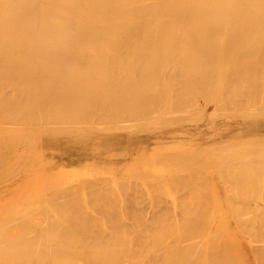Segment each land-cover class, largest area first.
I'll return each instance as SVG.
<instances>
[{
  "label": "bare ground",
  "instance_id": "1",
  "mask_svg": "<svg viewBox=\"0 0 264 264\" xmlns=\"http://www.w3.org/2000/svg\"><path fill=\"white\" fill-rule=\"evenodd\" d=\"M230 120L235 122H230ZM235 128L238 129L237 133L241 132L242 135L252 134V141L264 139V0H0V157L2 158L5 155L2 154L8 150L10 151L11 148L16 150L21 146L18 148L20 151L16 152L10 159L7 158L5 161L1 159L0 166L3 163L7 169L13 158L17 156L23 155L24 158H28L24 154L25 151L33 150L35 147H55L60 148V151L62 149V153L48 151L49 161L44 163L45 167L38 168L36 166L38 168L35 167L36 170H33L31 166H28V169L26 168L24 179L26 180L28 177V180H31L27 181V188L31 184L30 188L40 189L38 188V181L36 185L34 184L35 181L34 183L32 182L36 179L35 177L49 172L50 169L58 165L61 167V164H74L81 160H86L88 163H84L88 165L89 169L100 165L115 166L124 155H127V157L129 155L132 159L135 152L143 150L144 145L157 143V145L161 144V146L165 144L181 146L186 140L191 138L209 140ZM237 143H243L241 148L244 146L248 148V145L246 143L245 145L244 142ZM230 146L227 149L231 148L230 150H232L233 145ZM239 147L238 149H240ZM235 149L231 151L235 150L233 153L228 152V156L231 155L229 157L223 156L224 151L220 155L218 154L219 152L215 154L214 152L216 151L208 150L201 151V155L191 152L184 153L183 151H179L176 154L177 150L174 154L170 150L166 155L167 152L163 153L165 150L167 151L165 149L162 150L163 152L155 153L153 162L158 161L160 164L163 163L168 168L176 169L181 173L186 169L187 164L192 163H197L198 167L206 168L210 166L217 169L220 174L222 171H227L231 175V171L235 169L236 171H233L235 173L231 177H236V179L238 177L237 181L244 177L243 183L246 186L241 185L243 183L240 184V182L234 181L233 178H231L233 184H231V180L230 183L228 180V183L232 189H235L233 185H236L237 191L242 187L243 190L240 189L239 197L243 200L242 198L245 194L243 191L248 185L245 180L250 172L245 176L243 172L240 174L237 167L239 163L243 162L244 154L251 153L255 148H252L251 151L249 150L251 147H249L248 151L244 148L246 152H242L243 150H240V152L237 148ZM236 152L244 154L236 157ZM262 152H260L262 158H256V161L254 160L255 158L252 159L250 156L251 159L255 163L264 162L261 160L264 159V153ZM256 154L258 155V153ZM118 157L121 158L118 159ZM250 160L248 159L247 161ZM19 161L21 163L22 160ZM27 161L25 163L24 160L23 164L27 165L28 163L30 165ZM158 162L157 164H159ZM244 162L246 164V161ZM120 163H122V160ZM255 163L256 167H254L256 169L258 165ZM126 165H130L131 168L127 167V170H125L124 167ZM133 166L138 167L134 162L122 164V166L118 167H121L119 168L120 170L123 167V170L117 171L119 175H128L130 173L133 178L137 175L136 173L142 170L141 168H144L139 167L140 170L137 172ZM239 166L241 165L239 164ZM249 166L250 168H247L250 170L253 165ZM260 166L264 167L262 164ZM159 167L161 168H158V171L160 170L159 172H161L160 175L164 176L162 175V167L164 166ZM14 168L16 169V166ZM144 169L146 170V168ZM154 169L157 170L156 167ZM243 169L245 170V167ZM257 169L259 171V168ZM148 170L147 172L142 170V173L145 172L144 175L147 177L149 175L150 177L153 173L152 170L150 172ZM158 171H155V173L157 174ZM165 171L166 174H170L167 169ZM201 171L203 170H198L196 173L190 170L189 173L192 174L194 172L195 176H198L197 174L199 173L198 178H201L200 181H202L203 177L205 184L207 174L205 175ZM258 171L254 175H259ZM262 172H264V169H262ZM142 173H139L138 176ZM176 173L175 176L177 177L180 173ZM236 173L238 176H234V174L237 175ZM184 174V176H187L188 173ZM190 174L189 176L195 180L196 177L193 175L194 179ZM144 175L142 178L146 179L147 177L144 178ZM230 175H222V178H228ZM262 175L260 176L261 179L258 177L259 181L264 180ZM169 176L166 177L168 178ZM181 176L184 177L182 174ZM252 176L253 174H250V179ZM7 177H4V179H7ZM190 177H188L189 181ZM9 178L12 177L9 176L8 180ZM53 178L52 182L55 180ZM126 178L129 179L128 176ZM126 178L124 180H127ZM98 179V177L88 176L78 180L75 184H68L72 183V180L69 181L67 177H63L62 182L59 181V185H57L58 182L56 183V181L55 183H50L51 179H48L47 187H43L42 195L38 196V191L36 190L34 194H37V199L32 197L39 203L40 209L39 207L37 209L31 206L32 208L29 211L28 207V210H25L28 211V213L25 212L26 214L17 211V205L25 201H22V198L27 188L24 189L25 191L22 190V192L19 190L21 194L18 200L14 198L18 191H13L10 195L3 191V194L7 197L9 196V198L11 196L18 203L14 205V200L11 202V200H8L9 198L7 199V197L4 198L3 196L0 202L3 199H7L5 201L6 204L11 203L12 205L14 202V206H10L16 209L17 214H25L22 217L16 216V212H14L15 215L10 214L18 217L17 219L13 216L9 218H14L12 220L13 224L14 222L17 223L15 225L19 224L17 227L15 226L17 230L20 228L19 226L23 225L21 221L23 218H27L29 213V218L32 213H36V216L38 213L41 218L39 216L37 220L32 215L30 219L36 220L33 221L34 224L27 222L29 224L26 225L25 230H22L25 225L21 226V231L18 230L17 232L19 233L16 234H13L16 231L11 232L13 226L10 227L11 229L9 228L11 234H9L10 232L7 233V228V232L4 231L5 229L0 231V264H243L242 256L239 255L242 252L237 251L239 245L235 248L236 245L234 244L237 237L234 238L230 231L224 229L225 225L228 224L220 220L215 226L212 221L213 218L208 220V217H211L208 214L210 215V212H212L215 203L212 204L210 202L214 206H210L212 210L207 214V210L203 207L204 205L208 206L209 203L206 200V204L204 202L205 199L201 198V209L205 210L206 215L203 214L208 216L207 220L204 217L203 219L196 217L198 220L192 219L193 221H190L186 217L188 221L183 218L185 222H182L184 224L182 227L179 219H182V217L178 218L177 216L179 224L181 223V227L178 226L180 227L178 229L181 230L178 231L177 229V233L174 234L165 228V233L163 231H161L163 233L160 232L163 235L165 234L163 237L159 233L160 229L163 230V226H168H166L168 224L167 221L173 222L166 218L162 219L163 221L166 220L164 223H159L165 212L160 210L162 209L159 208L161 206L160 203L163 204V202L158 200V206L156 196V201L154 202H157V207L155 208L154 203L153 210L158 209L163 215L159 216V211L155 213V217H152V214L149 215L153 220H157L162 226L161 228L155 227V225L151 226L150 223L152 221L150 222V220L152 219L150 217V220L148 219L149 215L146 218L150 222L146 221L150 224L149 228H147L146 224L144 227L140 226L141 223L146 222H142L137 217V214L134 215L135 217L131 216L134 220L136 217L137 219L133 220L132 222L134 223L131 222L132 224L130 225V221H126L129 218L126 210L130 208L124 212L128 218L122 214L123 218L126 219L125 222L134 228L135 233L136 231L138 232L139 228V231L145 232L144 234H137V236L134 232L132 234L133 230L128 227L129 225L127 226V224L123 223L124 221L119 213L112 212V210H116L114 208L120 205H117V201L118 203L121 201L117 190L113 188L119 195L117 199L115 191L112 192L114 195L109 193L110 185L113 184V187H116L114 186L115 184L111 183L110 180L104 182L107 178H101L104 181ZM151 179H153L152 176ZM163 179L165 177H162V181ZM258 179H256V183H258ZM120 180L121 184L119 181L117 187L119 188V186L123 185V191L129 190L130 192V184L129 189L128 183H125L127 187H124L125 184L122 182L125 181L123 179ZM184 180L182 179L183 182ZM223 180L226 181L227 179ZM1 181L5 182V180ZM108 181L110 184L101 186L104 187V191L103 188L101 190V187L98 186L99 183L103 182V185H105ZM197 181L195 185L193 184L195 181H193L192 184L194 186H186L191 190L197 185ZM203 181L198 185L203 186ZM11 182H16V179L14 178ZM129 182L131 183V181ZM149 182L155 187L156 184L153 185V181L149 180ZM158 183L160 184V181ZM164 183L162 182L161 187L165 186H163ZM252 183H255V179ZM182 184L180 183V185ZM198 185L195 187L196 191ZM205 185L207 186V184ZM206 186L200 188L205 189ZM106 187H110L109 191L105 189ZM153 187L151 188L150 186L151 189L155 190ZM3 188L5 190L7 187ZM30 188L28 190H31ZM156 189L159 190V186L156 185ZM35 190L33 189V191ZM141 190L143 191V189H139V191ZM157 190L153 192H157ZM160 190L162 189L160 188ZM125 191V196H128ZM201 191L200 193L199 191L196 192L197 195L198 193L202 194L203 191ZM206 191L209 192V190L205 189L202 195H205ZM259 191L261 192L262 190ZM191 192L193 191L191 190ZM132 193V196L136 194L138 196L141 192L139 194L138 192L136 194ZM158 193L160 194V191ZM183 193L182 195H184ZM235 193L234 195H238V192ZM152 194L153 196L155 195V193ZM169 194L172 196L171 193ZM31 195L33 196V194ZM197 195H189L191 203L189 200L187 201L190 204L184 199L183 201L181 200L183 202L182 206L181 201H179L181 204L179 202L176 203L180 205V208L185 206L184 202L187 205L189 204V212L191 214V211L195 210L194 205H191L194 203L193 198L196 199H194L195 206L198 205L196 203L198 200L196 198ZM246 195H249V197L253 196L248 193ZM255 195L256 193L254 192V197ZM261 195H264V193H261ZM153 196L150 198H153ZM201 196L199 195L198 197ZM207 196L209 197V195ZM257 196L264 204V199H260L261 196L259 197L258 194ZM20 197L22 203L20 202ZM26 197L24 196L25 199ZM122 197L126 200L124 195ZM30 198L26 199L28 203L34 202ZM89 198L93 199L94 203ZM157 199L160 198L157 197ZM209 199L211 198L209 197ZM240 199H238V202ZM244 199L246 198L244 197ZM150 200L153 201L154 199ZM250 200L252 201L253 199ZM89 201H92L89 204L93 207L90 205L92 209L87 210L86 203ZM235 201L237 202V200ZM122 202L121 204L124 206L127 205L124 204V201ZM146 202L148 201L146 200ZM173 202L175 203V200ZM200 202H198L199 205ZM28 203L25 202L23 204H26L27 207ZM89 204L88 207L91 208ZM135 204L137 205V202ZM21 206L19 205L20 208H22ZM124 206L121 208L124 209ZM255 206L258 207L253 208L252 214L250 213L251 211L249 212L251 218L248 210L244 211L247 212L246 214H243L244 212H241L238 207L240 209L239 213L243 214V217L248 214L249 218L247 220L245 217V220L243 217L238 219L240 215L237 212L239 216L237 220L234 219L236 217L234 214L237 213L233 214L234 217L232 219L237 221L236 224L239 226H247L244 228L249 230L256 228L254 230L255 233H252L253 230L250 231L251 234H255L258 237L260 234L264 235V221L259 219L261 217L256 218L259 221H255L256 219L252 220L254 212L260 211L262 215L259 209L260 205L257 204ZM5 207H3L4 210L7 209ZM140 207L138 208L139 210L143 209V206ZM245 207L242 208L244 209ZM261 207L264 210V205ZM3 209L2 213L6 212ZM175 209L177 211V208ZM182 209H185L183 212L187 214L186 216L190 215L189 212H186L188 206ZM91 210L92 212H90ZM132 210L131 212H134ZM176 211L175 213L179 212ZM181 211L179 212L180 214ZM135 212H137V209ZM195 212L192 213L195 215ZM231 212L233 211L231 210ZM221 213L224 214L225 211ZM260 213L259 216H261ZM115 214L118 216L119 222L115 219V217L117 218ZM218 214L216 217H218ZM191 217L189 216L190 219ZM29 218H27L28 221H30ZM131 218L129 220H132ZM19 220H21V224L18 223ZM115 220H117V223H115ZM137 220L139 228L135 227ZM176 220L175 224L178 223ZM6 221L8 222V219ZM3 222L5 223V220L0 218V224ZM158 223L156 225H159ZM171 223H169L170 228ZM257 223L259 227H253L254 224L258 226ZM6 225L10 226L7 223ZM171 225L174 226V223ZM177 225L172 226V229L175 230ZM231 225V230L234 233L232 234L235 235L236 230H233V225L235 224L231 223ZM2 226L6 227L5 225ZM125 228L126 230H124ZM249 230L246 231L250 236ZM134 236L137 237L135 238ZM255 236H252V238H257ZM260 238L259 240L264 242V237L261 236ZM135 239L139 241L135 243ZM244 239L246 240V238ZM169 240H172L175 244ZM169 242L171 245L173 244L172 247ZM257 243H255L256 245L252 244V248L254 246H256L255 248L260 247V249L264 248V243H259L260 246ZM142 244H144V249H141ZM249 244L251 245V243ZM261 255V258L264 257V254ZM249 256L250 254L248 253Z\"/></svg>",
  "mask_w": 264,
  "mask_h": 264
},
{
  "label": "rangeland",
  "instance_id": "2",
  "mask_svg": "<svg viewBox=\"0 0 264 264\" xmlns=\"http://www.w3.org/2000/svg\"><path fill=\"white\" fill-rule=\"evenodd\" d=\"M230 122H235L234 120H230ZM199 125H201V124H199ZM237 131H238V129L237 128H235V129H233V130H231V131H228L227 133H225V134H223V135H221V136H218V137H215V138H212V139H209V140H205V139H203V138H200L199 140H195V139H189V140H186V142H184V144L183 145H181V146H179V145H173V144H165L164 146H161V144H158L157 145V143H154V144H148V145H144V147H143V150H141V151H138V152H135V154H134V156L132 157V159H131V156H129L128 155V157H127V155H124L123 156V158H121V157H118V159L119 158H121V160H122V163H120L121 162V160L119 159L118 160V162L116 163L118 166H122V164L123 165H125V164H131V163H135V165H138V167L136 166V167H134L133 166V168H136V170H137V172H139V167L141 168V167H144V168H146V170L144 169V168H141L142 170H144L145 172H147V170H148V172H150V170H152V173H153V175H154V177L156 178H154L153 177V175H151L152 176V178L153 179H151V176L149 177V175H148V177L146 176V175H144L145 174V172L144 173H142L143 171L141 170L139 173H142V174H140L139 176H138V174L139 173H136L137 175V178H136V176H134L133 178L135 179H133L132 177H131V175H130V173L128 174V175H119V173H118V171L117 170H120L119 168H121V167H118L117 165H115V166H108V165H100L99 167H96V168H93V169H89V167H88V165L87 164H85V163H88V161H86V160H81V161H79V162H77V163H74V164H61V167L58 165L57 167H53L52 169H50V171L49 172H47V173H44V174H42V175H40V176H38V177H35L36 179L35 180H33L32 178V182L34 183V181H35V185L37 184V181H38V183H39V185H38V188H40V189H36L38 192V196H40V195H42V191H43V187H45L46 186V184H48L47 182L51 179V181H49L50 183L52 182V178L53 179H55V180H53L54 182H52V183H55V181H56V183L58 182V184L57 185H59V183L60 182H62L61 180L63 179V177H67L68 179H69V181H71L72 183H68V184H75L78 180H80V179H83V178H85V177H88V176H91V177H98L99 179H101V178H107L105 181H104V179L102 180L101 179V181H104V182H106L107 180H110V182L111 183H114L115 185L114 186H118L119 185V181H120V184H121V180L120 179H123L124 180V178H126L127 176L129 177V179H127V180H129V181H131V183L128 181L127 182V180H124L125 182H122L123 184H125V183H128L127 185H128V188H129V184H130V187H131V190H132V192H134L135 194L138 192V194L140 193V194H142L141 196H140V194L137 196V194L136 195H134V196H132V192H131V190H130V192H129V190L128 191H125L126 192V194L128 195V196H125V193H124V191H123V189H122V186L120 187L119 186V188H120V190H119V188L117 187V189H116V187H113V184H111L110 185V187H111V189H110V187L109 188H105V189H108V191H109V189H110V191H109V193L110 194H112V195H114V193H116L117 191H118V194L121 196H119L117 193L115 194V197H116V199H117V196H119V199L121 198V201H119V203H118V201H117V205L118 204H120V205H118L116 208H114V209H116V210H112V212H116V213H119L121 216V218H122V220L124 221L123 223H125V224H127V226L129 225L127 222L128 221H130L129 223H130V225L132 224V223H134V222H132L134 219L133 218H131V216H134L135 214H137V217L138 218H140L141 219V221L142 222H146V221H148L146 218H147V216L149 215V214H152L151 216L152 217H155V213H158L157 211H159L160 213H158V214H160L159 216H162L163 215V213L162 212H165V213H167L166 215H168V213H169V211H170V213H169V215L168 216H166L165 215V213H164V215H163V217H158V218H160V221H159V223L161 222V224L162 223H164L165 221H163L162 219H166L167 218V220L169 219L170 221H172L173 223H174V226H176L177 224V227H175V230H173L172 229V226L173 225H171V224H173V223H171V222H169V221H167V223L168 224H166V226L167 227H165V226H163V230H161L160 229V231H159V233L161 232V231H163L164 233L166 232V230H170V231H172L174 234L175 233H177L176 232V230L178 229V228H180L181 226L183 227V223L185 222V218L187 217L188 218V220H190V221H193V220H195V219H197L198 217L199 218H202L203 219V217H204V219H206L207 220V217L208 216H211V217H208L209 219L208 220H210V219H212V221L214 222V225L215 224H218L219 222L218 221H224L225 222V224H228V225H225V227H224V229H227L228 231H230V234L232 235V236H234V238H236L237 237V239H239V240H237L236 239V241H234V244L236 245L235 246V248H237L238 247V245H239V249L237 248V251L238 252H242V253H239V255L240 256H242V262H243V264H246L247 262V264H253V262H254V264H264V261H262V260H264V257H262L261 258V254H264V252H262V251H264V248H261L260 249V247H257V248H255L256 246H254V248H252L253 246H252V244H254V245H256L255 243H257L258 241H260L259 240V238L262 236V237H264V235H261L260 234V236L258 235V233H256L257 235H258V237L257 236H255V234L253 235V234H251V231L250 230H253L252 231V233L254 232L255 233V229L254 228H252V229H247V228H244V227H247V226H244L243 227V225H241V226H239L238 224H236L237 223V221H234V219H236L237 220V218L239 217L238 216V213L240 212L239 210L241 209V212L243 211H247L248 210V214H249V212L252 214V210H254L253 208L255 207H258V206H255V205H260V207H259V209L261 210V212H262V215H261V213H260V211H256V212H254L253 213V216H252V220H254V219H256V218H259V217H261V218H259V219H262V221H264V218H262V217H264V210H262L261 208V206L262 205H264V204H262V200H259V198H258V196H257V194L259 195V197H260V199L262 198V199H264V195H261V193H264V192H262V191H264V186H262V185H264V180H260L259 181V179H258V177L261 179V175L262 174H264V172H262V169H264V167H259V165H261L262 164V166H264V162H260V163H258V162H256L257 163V168H259V171H258V169L256 170L255 169V165H254V161L252 160L253 158H255L254 160H256V158L258 159H260V158H262V154L260 153V152H262V150H264V146H262V144H264V141H262V140H264V139H262V140H253L252 141V138H253V135L252 134H244V135H242L241 134V132H238L237 133ZM8 139V138H7ZM6 140V139H5ZM4 140V141H5ZM9 141V140H8ZM251 141V142H250ZM254 141H256V142H254ZM258 141H262V142H258ZM237 142H244V144L246 143L247 145H248V148H247V146H244V147H242L241 148V144H243V143H237ZM6 143H8L7 141H6ZM6 143H5V145H6ZM233 143H235V144H233ZM237 143V144H236ZM260 143H261V145H260ZM178 144H179V142H178ZM240 144V145H239ZM245 144V145H246ZM3 146H5L4 144H2ZM2 145H1V148L3 149V147H2ZM10 145H12V144H10ZM227 145V146H226ZM230 145H233V147H232V150L233 149H235V148H237L238 149V147L240 148V149H238L239 151L241 150H243L242 152H246V151H248V149H249V147H251V149H249L250 151L252 150V148H255V149H253L252 150V155L254 154V156H252V155H250L251 153H248L247 155H246V153L244 154L245 156L243 157V162H241V163H239L241 166H239V164H238V167H237V169H239L238 171L240 172V174H242V172H243V174H245V176L247 175V173L248 172H250V174L252 175L253 174V178L251 177V179H250V174L248 173V175H247V178H246V182L245 183H248V185H247V187H249V188H251V189H249L248 188V190H247V187H245L246 189H244L245 191H243V193H245L243 196L247 199H244V197L242 198V194H241V198L243 199V200H241L240 199V189L241 190H243L242 189V187H240V189H239V186H240V184L241 183H243V178L241 179V180H239V181H237V179H238V177H237V179H236V177H231V175H233V173H235V172H233V171H236L235 169L233 170V171H231V175L230 174H228V173H230V172H228L227 173V171H225V172H223L222 171V173L220 174L219 173V171L217 170V169H214V168H212V167H206V168H204V167H198L197 166V163H192V164H187L188 166L186 167V169H184L183 171H182V173L181 172H178L176 169H170V168H168L165 164H160V162H158L159 164H157V162H153L154 161V156H155V153L157 152V153H159V152H161L162 150H165V149H167V151L165 150L163 153L165 154L166 152V155L169 153L168 151H170L171 153H173L174 152V154H175V152H176V150L178 151L176 154H178L179 153V151L180 152H184V153H188V152H191V153H193V154H196V155H201V151H204V150H208V151H216V152H214L215 154H217V152H219L218 154H220V155H222V152L224 151V152H226L225 154H224V152H223V156L225 155V156H228V152H230V153H233V152H231L232 150H230L231 148H229V149H227L228 147ZM236 145V146H235ZM237 145H239V146H237ZM256 145H259V146H256ZM7 146H8V144H7ZM224 146H226L225 148H224ZM254 146H256V147H254ZM12 147V146H11ZM21 147V146H20ZM20 147H18V148H20ZM231 147V146H230ZM16 149V150H13L14 148H11L10 149V151L8 150V151H4V149H3V151L5 152V153H3L2 155H4L2 158L0 157V161H2V160H6L7 158H9L10 159V157L11 156H14V154L16 153V152H18V151H20V149ZM161 148H164V149H161ZM221 148V149H220ZM244 148H246V151H244L245 149ZM59 149V150H58ZM219 149V150H218ZM224 149V150H223ZM22 150V149H21ZM254 150H256V151H254ZM259 150H261V151H259ZM52 152V151H54V152H61L62 153V149H61V151H60V148H55V147H48V148H45V147H42V148H40V147H35L33 150H31V149H29V150H26L25 151V156H27L28 158H24V156L22 155V156H17V157H15V158H13V161L11 162V164L10 165H8V167H7V169H6V166L5 165H3V163H2V165L0 166V181L1 180H5V182H0V199H2V196L5 198V197H7L5 194H3L4 192H6L7 194H9L10 195V193L11 192H13V191H18L19 192V190H21V192H22V190H24L25 188H27V185H28V183H27V181L29 182V181H31V180H28L29 178L27 177L26 178V180L24 179L25 178V172L27 171V169L31 166L32 167V169L33 170H36V166H38V168L39 167H41V168H43V167H45L44 165V163H46V162H48L49 161V157H48V154H49V152ZM240 151V152H241ZM249 151V152H250ZM254 151V152H253ZM8 152V153H7ZM44 152H45V154H44ZM48 152V153H47ZM120 152V151H119ZM119 152H118V154H119ZM137 153H139V154H137ZM162 153V154H163ZM170 153V154H171ZM208 153V152H207ZM239 152H236L234 155L237 157V155H239V156H242L243 154L242 153H240V154H242V155H240V154H238ZM256 153H258V155H259V153H260V155L258 156ZM262 153H264V152H262ZM202 154H204V152H202ZM227 154V155H226ZM138 156H139V158H138ZM229 156H231V155H229ZM228 156V157H229ZM233 156V155H232ZM252 157V159H251V157ZM256 156V157H255ZM148 157V158H147ZM248 157H250V158H248ZM146 158H147V160H146ZM248 160H250L251 161V163H249L250 161H247L246 159ZM2 159V160H1ZM8 159V160H9ZM93 159V158H92ZM150 161H149V160ZM197 159V158H196ZM19 160H22L21 161V163H20V161ZM24 160H25V163H26V161L27 162H29L30 163V165H28V163H27V165H24L23 163H24ZM134 160V161H133ZM262 161H264V159H261ZM38 161H40L39 163H38ZM117 161V160H116ZM132 161V162H131ZM145 161H147V162H145ZM244 161H246V164H245V162ZM257 161V160H256ZM260 161V160H259ZM85 162V163H84ZM129 162V163H128ZM131 162V163H130ZM138 162V163H137ZM140 162V163H139ZM145 162V163H144ZM84 163V164H83ZM157 164V165H155V164ZM243 163V164H242ZM249 163V164H248ZM255 163V164H256ZM37 164V165H36ZM121 164V165H120ZM248 164V165H247ZM18 165V166H17ZM23 165V166H22ZM34 165V166H33ZM82 165H84L83 167H82ZM243 165H246V166H243ZM249 165H253L252 167H251V169L249 170L248 168H250V166ZM16 166V169L14 168ZM25 166H27V167H25ZM29 166V167H28ZM117 166V167H116ZM159 166H164V167H162V175H164V176H161L160 174H161V172H159L158 171V168H160ZM255 166V167H254ZM11 167V168H10ZM20 167H22L21 169H19ZM36 167V168H35ZM85 167V168H84ZM124 167V166H123ZM123 167H122V169L120 170V171H122L123 170ZM127 167H129V168H131L130 167V165H126V167H124V169L125 170H127L126 168ZM157 168V170L156 169H154V168ZM243 167H245V170L243 169ZM248 167V168H247ZM254 167V168H253ZM1 168H4V169H1ZM27 168V169H26ZM37 168V169H38ZM170 172V174L168 173V174H166V169ZM187 168H188V170H187ZM242 168V169H241ZM247 168V169H246ZM252 168H253V170H252ZM15 169V170H14ZM26 169V170H25ZM32 169H30L31 171H33ZM161 169V168H160ZM214 169V170H213ZM228 169V168H227ZM12 170V171H11ZM18 170V171H17ZM158 171L157 172V174L155 173V171ZM172 170V171H171ZM194 171V172H198V170H203V171H201V172H203V174H207L206 175V181H205V184H207V186L204 184V181H203V177H202V181H203V183L202 184H204L205 186H206V188L205 189H207V190H209V192H207V193H205V195H202V194H204V192H205V189H201L200 187H205L204 185L202 186V185H198V184H201V182L202 181H200V179L201 178H198V176H199V173H200V171H199V173L197 174L198 176H195L194 175V172L192 173V174H190L189 173V171ZM229 170H230V168H229ZM228 170V171H229ZM232 170V169H231ZM247 170V171H246ZM252 170V171H251ZM258 171L257 173H259V175H254V174H256V171ZM167 171V172H168ZM173 171H175V172H173ZM214 171V172H213ZM237 171V172H238ZM10 172V173H9ZM35 172V171H34ZM172 172V173H171ZM180 173V174H178L177 175V177L175 176V173ZM196 172V173H197ZM205 172V173H204ZM207 172V173H206ZM239 172H238V174H239ZM252 172V173H251ZM8 173V174H7ZM64 173V174H63ZM151 173V174H152ZM155 173V174H154ZM164 173V174H163ZM174 173V174H173ZM176 173V174H177ZM184 173H188L187 174V176H184L185 174ZM209 173V174H208ZM226 175H225V174ZM261 173V174H260ZM4 174V175H3ZM7 174V175H6ZM74 174H75V176H74ZM148 174H150V173H148ZM165 174H166V176H168V175H170L169 177H171L170 179H169V177L167 178L166 176H165ZM172 174V175H171ZM181 174L184 176V177H182L181 176ZM189 174L192 176V177H196V179L198 180H196L195 179V177H194V179L195 180H193L190 176H189ZM203 174H200V175H203ZM237 174V173H236ZM238 174L237 175H235L234 174V176H238ZM239 174V175H240ZM58 175V176H57ZM71 175V176H70ZM135 175V174H134ZM144 175V178H146L147 180H148V178H149V180L152 182V184L153 185H157V186H159V190H157L156 189V185H155V187H153L152 185H151V183L149 182V180L147 181L146 179H143L142 178V176ZM157 175V176H156ZM158 175H160V177H158ZM194 175V176H193ZM222 175L223 176H227V175H230V176H228V178H230V179H228L227 177L226 178H222ZM6 176H10V177H12V178H9V180H8V177H7V179H4V177L6 178ZM60 176H61V178H60ZM73 176V177H72ZM122 176H123V178H122ZM125 176V177H124ZM244 176V175H243ZM262 176H264V175H262ZM58 178L57 180H56V178ZM70 177H72L71 179H70ZM111 177H113V179H111ZM162 177H165V179H163V181H162ZM176 177V178H175ZM179 177H181L180 179H179ZM188 177H190V181L188 180L189 178ZM209 177V178H208ZM211 177V178H210ZM249 177V178H248ZM255 177V178H254ZM257 177V178H256ZM16 179V182H11L13 179ZM167 178V179H166ZM175 178V179H174ZM187 178V179H186ZM231 178H233L234 179V181H237V182H240V184H239V186L237 187L238 189H239V191H237L236 190V185H233V188H235V189H232L231 188V185L229 184L230 183V180H231ZM262 178H264V177H262ZM49 179V180H48ZM98 179V180H99ZM132 179V180H131ZM137 179V180H136ZM155 179V180H154ZM161 179V180H160ZM171 181L172 180V182H170L169 180ZM182 179H185L184 180V182L182 181ZM192 179V180H191ZM205 179V178H204ZM208 179V180H207ZM223 179H227L226 181H224ZM254 179H255V183L257 182L256 181V179H258V183H252L253 181H254ZM8 180V181H7ZM111 180H113V181H111ZM134 180V181H133ZM145 180H146V182L148 183H146L145 182ZM168 180V181H167ZM173 180H175V181H173ZM177 180H179V181H177ZM228 180H229V183H228ZM60 181V182H59ZM136 181V182H135ZM140 181V182H139ZM160 181V184L158 183V182ZM178 182V184H177V182ZM180 181H182V182H180ZM188 181V182H187ZM193 181H195L194 183H193ZM196 181H197V185H198V187H197V191L195 190L196 188V186L193 188V189H191L193 192H191V190H189L188 189V186H194L195 184H196ZM208 181V182H207ZM232 181V183L231 184H233V180H231ZM242 181V182H241ZM100 182V181H99ZM135 184H134V183ZM139 182V183H138ZM144 182V183H143ZM155 182V183H154ZM162 182L164 183L163 184V186L164 187H161V184H162ZM170 182V183H169ZM174 182V183H173ZM175 182H176V184H175ZM200 182V183H199ZM224 182V183H223ZM250 182V183H249ZM24 184V186H23V184ZM26 183H27V185H26ZM84 183V182H83ZM117 183H118V185H117ZM172 183V184H171ZM180 183H183L182 185H180ZM184 183H188V184H184ZM194 185H193V184ZM209 183V184H208ZM211 183V184H210ZM236 183V182H235ZM234 183V184H235ZM253 184V186H252V184ZM4 184V185H3ZM13 184V185H12ZM34 184H32V185H34ZM68 184H65V185H68ZM86 184V183H85ZM102 184V185H101ZM104 183L103 182H101V183H99V185L98 186H106V185H109L110 183H109V181L105 184V185H103ZM137 184V185H136ZM139 184V185H138ZM170 184V185H169ZM175 184V186H173ZM192 184V185H191ZM237 184V183H236ZM260 184V185H259ZM262 184V185H261ZM3 185V186H2ZM35 185H34V187H35ZM126 185V184H125ZM124 185V187H127V185L125 186ZM134 185H136V186H134ZM149 185V186H148ZM172 185V186H171ZM178 185V186H177ZM186 185H188V186H186ZM241 185H244V186H246L244 183L243 184H241ZM30 187H31V184L29 185ZM142 187V188H140V187ZM145 186H147V187H145ZM150 186H151V188L153 187L155 190H157V192H153V191H155V190H153V189H151L150 188ZM235 186V187H234ZM251 186V187H250ZM3 187H7V188H5V190H3L4 188ZM30 187H28V188H30ZM47 187V186H46ZM99 187V188H100ZM134 187H136V188H134ZM139 187V188H138ZM174 187H177V188H182L181 190H180V188L178 189V190H180V192H178L177 193V188H174ZM185 187H187V188H185ZM28 188L26 189L27 191L26 192H24V196L26 197V196H28V194L29 193H31V194H33V196L31 195H29L28 197H26V199L28 200L29 198H30V200H32L33 198L32 197H34V199H37V194L35 193L34 194V192H36V190H35V188H30L31 190H28ZM102 188H103V191H104V187H101L100 189L102 190ZM113 188L115 189V190H117V191H115V190H113ZM128 188H125V189H128ZM146 188V189H145ZM160 188L162 189V190H160ZM184 188V189H183ZM209 188V189H208ZM254 190H253V189ZM33 189L35 190V191H33ZM122 189V190H121ZM130 189V188H129ZM139 189H143V191L141 190V191H139ZM175 189H176V192H175ZM186 189V190H185ZM228 189H230L229 191H227ZM136 192H135V191ZM173 190H174V193H173ZM183 190V191H182ZM185 190V191H184ZM200 190H202L203 191V193L202 194H199L200 193ZM223 190V191H222ZM234 191V192H232V191ZM259 190H262L261 192L259 191ZM4 191V192H3ZM25 191V190H24ZM29 191V192H28ZM107 191V190H106ZM115 191V192H114ZM123 191V192H122ZM146 191V193H147V195H146V193H144ZM160 191V194L158 193ZM162 191H164V192H162ZM198 192L199 191V193H198V195H197V193L196 192ZM201 191V192H202ZM248 191V192H247ZM259 191L260 192V194H259V192L257 193V192ZM18 192H16V196H17V198H16V196L14 197L16 200H18V198H19V195L21 194V192H19V194H17ZM28 192V193H27ZM112 192H114V193H112ZM120 192V193H119ZM143 192V193H142ZM155 193V195L153 196V194L152 193ZM183 192H185V193H183ZM238 192V195L236 194V193ZM252 194H251V193ZM254 192L256 193V195H255V197L257 196V198L255 199V197H254ZM27 193V194H26ZM108 193V192H107ZM122 193V194H121ZM124 193V194H123ZM163 193V194H162ZM169 193H171V195L172 196H170V194ZM177 193V195H175ZM182 193L184 194V195H182ZM189 193V194H188ZM233 193V194H232ZM234 193L237 195H234ZM246 193H248V194H250V195H253L252 197H249V195L247 196L246 195ZM14 194V193H13ZM131 194V195H130ZM147 196H145V195ZM153 196V198H150V197H152L151 195ZM156 194H158V195H156ZM165 194V195H164ZM180 194V195H179ZM187 194V195H186ZM193 195V194H196L197 195V197L196 198H198V200L196 201V203L199 205V203L198 202H200V205L198 206H195L196 204H194L195 203V198H193V202L194 203H192L191 205L193 206L194 205V207H195V210L194 211H191V214H190V203H191V201H190V199L191 198H189L190 196L189 195ZM209 195V197L211 198V199H209L208 200V196L207 195ZM213 194V195H212ZM222 194V195H221ZM36 197H35V196ZM122 195H124V197H125V199L126 200H124L123 199V197H122ZM130 195V196H129ZM201 196V197H198V196ZM214 197H212V196ZM233 195V196H232ZM246 195V196H245ZM22 196V195H21ZM24 196H23V198H24ZM144 196H145V198H144ZM158 198H160V199H157V197ZM181 196H183V197H181ZM195 196V195H194ZM205 196H207L206 198H205ZM237 198H235V197ZM127 197V198H126ZM138 197H140V198H138ZM143 197V198H142ZM155 197H156V200H157V202H158V200H159V202L161 201V202H163V204L162 203H160V205L161 206H159V202H158V206H159V208H162V209H160V210H153L154 209V203H155V208L157 207V205H156V203L157 202H154V201H156L155 200ZM165 197V198H164ZM189 199H188V198ZM192 197V196H191ZM247 197H249V198H247ZM9 198V196L7 197V199ZM10 198H11V196H10ZM8 199V200H11V202H12V200H14V198L12 199ZM22 198V201L23 200H25V201H23V203H25V202H27L28 203V201L24 198L23 199ZM147 198H149V199H147ZM201 198H204L205 199V201L204 202H206V200L208 201V206H205L204 205V207L203 208H205V210H207V214L209 213V211L210 210H212V207H210L213 203H215V206L214 205H212V206H214L213 207V210H212V212H213V214L211 215V213L212 212H210V215L208 214V216H205L206 215V212H204L205 210L202 208L201 209V204H202V199ZM217 198H218V200H217ZM229 198V199H228ZM7 199H3L0 203V205H1V207L0 208H2L3 209V207H5V206H9V207H5V208H7V209H9L8 211H7V209H3V211H6V212H4V213H2V209H0V218H3V220H5V223L3 222L2 224H0V231L1 230H4L5 232H7L6 231V228L8 229V232L7 233H9L10 232V227H12L13 226V228L16 226H18V225H15V224H17L16 222H14V224L12 223V220L14 219V218H12V219H9L10 218V216H13V215H10L11 213L12 214H14V212H16V209H14V208H12L11 206H14V205H17L16 203H18V202H16L15 200H14V202H15V204H14V202H13V204L11 205V203L10 204H6L5 203V201H7ZM33 199V201L34 202H36L37 203V201H35ZM123 199V200H122ZM148 201V202H146V200ZM150 199H154L153 201L152 200H150ZM165 199H167V200H165ZM183 199H184V201H187V200H189V202L187 201V203H189L188 205L187 204H185V202H184V207H187L188 206V211L186 210V212L188 213L189 212V216H192L191 217V219L189 218V216H186L187 214L185 213V212H183V210L185 211V209H182V208H184V207H182V208H180V205L178 204V203H176V202H179V201H183ZM195 199V200H194ZM199 199H200V201H199ZM203 199V200H204ZM238 199H240L239 200V202H238ZM250 199H253L252 201L250 200ZM257 199H258V201H257ZM88 200V199H87ZM89 200H92L93 201V203H94V200L93 199H90L89 198ZM150 200V201H149ZM169 200H175V203L173 202V201H170L169 202ZM214 200H215V202H214ZM235 200H237V202L235 201ZM250 200V201H249ZM22 201H21V197H20V202L22 203ZM92 201H89V202H87L86 203V205H87V210H89V209H92V205L91 204H89V203H91ZM122 201H124V204L126 205V206H124L123 204H121V203H123ZM126 201H128L127 203H125ZM131 201V202H130ZM133 201H134V203H133ZM144 201V202H143ZM152 201V202H151ZM167 202V204H166V202ZM181 201V202H182ZM235 201V202H234ZM32 202V201H31ZM30 202V203H31ZM34 202H32L31 203V205H29L30 203H28L27 204V207H26V204H18L17 206H18V210L17 211H19V212H21V213H28V211H25V210H28L29 209V211H30V208H32V207H36L37 209H38V207H39V209H40V206L38 205L39 203H34ZM137 202V205L135 204ZM144 204H143V203ZM181 202H179L180 204H181ZM204 202H203V204H204ZM210 202H212V204L210 203ZM222 204H221V203ZM233 202H234V204H233ZM241 202H242V204H241ZM252 202V203H251ZM256 204H255V203ZM259 202V203H258ZM5 203V205L4 206H2V204H4ZM138 203H140V204H138ZM148 203V204H147ZM152 203V204H151ZM218 203V204H217ZM245 204V206L247 205V207H251V208H247V207H245L244 206V204ZM251 203V204H250ZM88 204H89V206L91 207V208H89L88 207ZM135 204V205H134ZM145 204H147V205H145ZM150 204V205H149ZM172 204V205H171ZM177 204V205H176ZM206 204H207V202H206ZM239 204H240V206H239ZM262 204V205H261ZM11 205V206H10ZM19 205L22 207V208H20L19 207ZM25 205V206H24ZM121 205H123L124 206V209H122L121 207H123V206H121ZM149 205V206H148ZM162 205H163V207H162ZM170 205V206H169ZM183 205V202H182V204H181V206ZM187 205V206H186ZM223 205V206H222ZM234 205V206H233ZM243 205V206H242ZM32 206V207H31ZM119 206H121L120 208H119ZM134 206H136V207H138V208H141L140 206H143L142 208L143 209H140L141 210V212H140V210L138 209V208H136V207H134ZM152 206V207H151ZM192 206H191V209H192ZM203 206V205H202ZM236 206H237V208H236ZM253 206V207H252ZM25 207V209H23ZM29 207V208H28ZM165 207H167V208H165ZM196 207H198V208H196ZM200 207V208H199ZM210 207V208H209ZM238 207L240 208V209H238ZM242 207H245L244 209L242 208ZM12 208V210H10ZM28 208V209H27ZM130 208V209H129ZM150 208V209H149ZM152 208V209H151ZM171 208L173 209L172 211H171ZM175 208H177V211H176V209ZM207 208H209V209H207ZM215 208H216V210H215ZM222 210H221V209ZM223 208H224V210H223ZM14 209V210H13ZM33 209H35V208H33ZM121 209V210H120ZM126 209H129V210H126ZM133 209V210H132ZM136 209H137V212H139V213H137V212H135L136 211ZM165 209V211H163ZM168 209V210H167ZM170 209V210H169ZM179 209V210H178ZM200 209H201V211H200ZM238 209V210H237ZM258 209V208H257ZM257 209H255V210H257ZM21 210V211H20ZM36 210V209H35ZM124 210V211H123ZM125 210H126V214L128 215V217L129 218H131L132 220H129V218L128 217H126V215L124 214V212H125ZM131 210L132 211H134V212H131ZM168 212H167V211ZM182 210V211H181ZM193 210V209H192ZM197 210V211H196ZM221 210V211H220ZM231 210L233 211V212H231ZM31 211H33L32 209H31ZM128 211V212H127ZM129 211H130V213H134V214H130L129 213ZM143 211V212H142ZM154 211V212H153ZM156 211V212H155ZM175 211L176 212H180L181 211V214L178 212V213H175ZM197 212V214H196V212ZM198 211H199V213H198ZM216 211V212H215ZM219 211V212H218ZM223 211H225V215L224 214H222L221 212H223ZM89 212V211H88ZM90 212H92V210L90 211ZM174 212V213H173ZM192 212H195V215H194V213H192ZM202 212V213H201ZM214 212H215V218H216V220H215V218H214ZM238 212V213H237ZM7 213V214H6ZM25 213V214H26ZM172 213H173V216H172ZM183 213V214H182ZM185 213V214H184ZM205 215H204V214ZM219 213V214H218ZM234 213H237V214H234ZM247 212H244L243 214H246ZM259 213H260V215L261 216H259ZM15 214H17V212L15 213ZM14 214V215H15ZM20 213H18L16 216H18ZM25 214H23V215H25ZM118 214V215H119ZM122 214H124V217H126V218H128L127 220L125 219V218H123V216H122ZM145 214V215H144ZM162 214V215H161ZM176 214V215H175ZM218 214V217H219V219H218V217H216V215ZM233 214H234V216L236 215V217L234 218V219H232L234 216H233ZM243 214L241 215V213H239V215H240V217L238 218V219H241L242 217H243ZM248 214L246 215V217H245V215H244V217L246 218V220L249 218V216H248ZM251 214H249L250 215V218H251ZM2 215V216H1ZM23 215H19V216H23ZM29 215H30V213H29ZM29 215H27V218H29ZM32 215H33V217L36 219L37 218V220L39 219V216H38V213H37V216H36V213L35 214H31V216H30V218L32 217ZM36 217H35V216ZM116 215V214H115ZM175 215V216H174ZM204 215V216H203ZM220 215V216H219ZM228 215V216H227ZM258 215V216H257ZM5 216V217H4ZM16 216H13V217H16ZM18 216V217H19ZM98 216H101V215H98ZM117 216V215H116ZM145 216V217H144ZM158 216V215H157ZM177 216H178V218L179 217H182V219L181 218H179L180 220H181V226H180V224H179V222H178V219H177ZM248 216V217H247ZM18 217H16V219L18 218ZM113 217H114V215H113ZM119 217V219H121ZM135 217V216H134ZM137 217H136V219H137ZM150 215L148 216V219L150 220V218L152 219V220H150V222L152 221H155V222H149L150 224H151V226H153V225H155V227H162L158 222H157V220H153V218L152 217H150ZM165 217V218H164ZM174 217H176L175 219H174ZM197 217V218H196ZM220 217H222V218H220ZM224 217V218H223ZM226 217V218H225ZM228 217V218H227ZM244 217H243V219H244ZM8 219V222L6 221V219ZM26 217L25 218H23V220H22V218H21V220H19V222L18 223H20V221L21 222H23L22 224L23 225H21L23 228H22V230H25V227H27L26 225L27 224H29V223H27V222H30V223H32V224H34L33 223V221L35 220H32V219H30L29 218V220L30 221H28V219H27ZM40 218H41V216H40ZM157 218V217H156ZM171 218V219H170ZM174 219V221H173V219ZM184 218V219H183ZM187 218H186V221H188L187 220ZM115 219H117L118 220V216H117V218L115 217ZM135 219V220H136ZM177 219V220H176ZM193 219V220H192ZM218 219V220H217ZM226 219H228V221H226ZM229 219H230V222H229ZM242 219V220H243ZM11 220V221H10ZM25 220H27V221H25ZM31 220H32V222H31ZM117 220H115V223H117V222H119V220L117 221ZM125 220L127 221V222H125ZM134 220V221H135ZM139 220V219H138ZM138 220L136 221V224H135V227L137 226V224H139V223H137L138 222ZM159 220V219H158ZM175 220L178 222L177 224H175ZM179 220V221H180ZM198 220V219H197ZM200 220V219H199ZM232 220V221H231ZM245 220V219H244ZM251 220V219H250ZM1 221H2V219H1ZM36 221V220H35ZM117 221V222H116ZM121 221V220H120ZM141 221H140V223H141ZM234 221V222H233ZM255 221H259V220H255ZM26 222V223H25ZM132 222V223H131ZM148 222H146V223H141V227H144V225L146 224L148 227L147 228H149V223ZM261 222V221H260ZM6 223L7 224H10V226L9 225H6ZM148 223V224H147ZM156 223H158L159 225H156ZM169 223H171L170 224V226H171V228L169 227ZM231 223L233 224H235V225H233V230H236L235 231V235H236V233H237V235L235 236V235H233L234 233L232 232V227H230V226H232L231 225ZM259 223V222H258ZM257 223V224H258ZM21 224V223H20ZM256 224V223H255ZM254 224V225H255ZM260 224V223H259ZM259 224H258V226H254L253 225V227H259ZM1 225H5L6 227L4 228V226H2L1 227ZM128 226L129 228L131 227V226ZM164 225V224H163ZM8 226V227H7ZM21 226H19L20 228H21ZM133 226V225H132ZM139 226V225H138ZM137 226V227H138ZM151 226H150V228H151ZM173 226V227H174ZM178 226H180V227H178ZM216 226V225H215ZM228 226V227H227ZM16 227L13 229L12 228V231L11 232H14V231H16V232H14L13 234H16V233H19V232H17L18 230L19 231H21V229L19 228L18 230L16 229ZM227 227V228H226ZM236 227V228H235ZM10 228V229H9ZM132 228V227H131ZM130 228V229H131ZM139 228V227H138ZM153 228V227H152ZM165 228H166V230H165ZM229 228V229H228ZM249 228V227H248ZM16 229V230H15ZM128 229V228H127ZM130 229H129V231H130ZM135 229H137V228H135ZM142 229V228H141ZM159 229V228H158ZM172 229V230H171ZM258 229V228H257ZM124 230H126V228L124 229ZM131 230H133L132 231V234H134L135 233V231H134V228H132ZM139 230H140V228H139ZM138 230V232L136 231V235L137 234H144L142 231H139ZM181 229H178V231H180ZM237 230H239V231H237ZM249 230L250 231V236H249V233H247V231ZM145 231V230H144ZM175 231V232H174ZM246 232L245 233V235H244V232ZM258 231V230H257ZM11 232L9 233V234H11ZM134 232V233H133ZM163 232H161V233H163ZM160 233V235H163V234H161ZM185 233V232H184ZM233 233V234H232ZM126 234H127V232H126ZM129 234V233H128ZM132 234H129V235H132ZM241 234V235H240ZM138 236V235H137ZM137 236H134L135 238L137 237ZM165 236V234L163 235V237ZM252 236L254 237H257V238H252ZM250 237H251V239H250ZM242 238H243V240H242ZM244 238H246V240L244 239ZM261 239V238H260ZM136 241H135V243H137V241H139L138 239H135ZM251 240V241H250ZM258 240V241H257ZM262 240V239H261ZM170 241V240H169ZM257 241V242H256ZM171 243H173V244H175L174 242H172V240L170 241ZM169 242V244H170V246L172 247V245H171V243ZM240 242V243H239ZM255 242V243H254ZM261 242V241H260ZM259 242V243H260ZM133 243H134V238H133ZM139 243V242H138ZM238 243V244H237ZM244 243H246L245 244V246H244ZM249 243H251V245L249 244ZM259 243H257L258 245H259ZM261 243H264V242H261ZM260 243V244H261ZM249 244V245H248ZM143 245L144 244H142V248L141 249H144L143 248ZM257 245V246H258ZM250 246V247H249ZM260 246V245H259ZM204 247V246H203ZM242 247V248H241ZM248 247V248H247ZM243 249V250H242ZM244 249H245V251H244ZM257 250V252H256V250ZM245 253H244V252ZM247 251H249V252H247ZM255 251V252H254ZM248 253L250 254V256L248 257ZM242 254V255H241ZM246 254V256H244ZM256 255V257H254ZM245 258H244V257ZM257 256H258V259H257ZM260 256V257H259ZM253 258V259H252ZM249 259V260H248ZM251 260V261H250ZM159 261H160V259H159ZM262 261V262H261ZM245 262V263H244ZM250 262V263H249ZM259 262V263H258Z\"/></svg>",
  "mask_w": 264,
  "mask_h": 264
}]
</instances>
